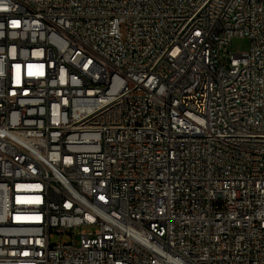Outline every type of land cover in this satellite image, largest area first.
Here are the masks:
<instances>
[{
  "label": "built area",
  "instance_id": "1",
  "mask_svg": "<svg viewBox=\"0 0 264 264\" xmlns=\"http://www.w3.org/2000/svg\"><path fill=\"white\" fill-rule=\"evenodd\" d=\"M0 264H264V0H0Z\"/></svg>",
  "mask_w": 264,
  "mask_h": 264
},
{
  "label": "rangeland",
  "instance_id": "2",
  "mask_svg": "<svg viewBox=\"0 0 264 264\" xmlns=\"http://www.w3.org/2000/svg\"><path fill=\"white\" fill-rule=\"evenodd\" d=\"M249 49V42L245 38L235 37L231 40L229 51L233 54L245 53Z\"/></svg>",
  "mask_w": 264,
  "mask_h": 264
}]
</instances>
